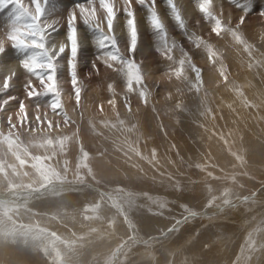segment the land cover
Returning <instances> with one entry per match:
<instances>
[{
	"label": "rangeland",
	"instance_id": "374dc122",
	"mask_svg": "<svg viewBox=\"0 0 264 264\" xmlns=\"http://www.w3.org/2000/svg\"><path fill=\"white\" fill-rule=\"evenodd\" d=\"M94 2L96 26L107 32L99 0ZM83 3L88 7V0H47V3L39 0L44 10L38 21L41 31L33 33L31 25L36 22L33 17L37 14L33 0H0V259L9 261L11 258L12 264H256L258 260L257 264H264V164H261L264 155L258 158L252 148L243 154L230 151L229 143V146L221 143L225 150L218 148L226 154L222 152L219 158L211 155L217 151L215 146V150L212 149V144L222 138L226 144L232 127L239 122L232 118L235 115L230 119L228 107L216 105L219 101L214 96L216 84L221 81L225 85L223 93L216 91L217 95L225 94L224 101L231 94L235 98L230 102L235 104L239 95L246 110L264 111V16L260 15L264 11V0H252L255 5L244 24L238 27L236 22L243 15L240 8L229 0H212L211 11L217 15L222 11L224 17L225 28L217 35L211 33V22H206L199 12V0H174L184 24H188L185 30L174 23L166 0H156V10L169 42L176 44L171 61L158 50L147 10L132 0L138 29V44L132 56L141 71L140 79L131 84L107 67L103 59H97L104 50L96 47L92 32L82 23L75 6ZM115 7L121 9L114 20L113 34L127 56L129 37L123 0H115ZM72 9L77 17L81 45L73 61L75 76L69 68L70 44L66 36L67 17ZM228 20L232 21L231 27L227 26ZM190 37L194 43L190 42ZM246 76L253 81L247 86L254 89V96L249 99L252 94L246 95ZM239 90L242 92L238 93ZM201 101L205 111L200 113L202 117L199 114L195 119L193 107L198 108ZM224 101L220 100V104L227 102ZM263 117H259L262 129ZM125 121L128 127L113 128ZM231 123L234 126H230ZM247 123L255 129L256 124ZM254 129H251L252 135ZM256 132L258 136L263 134ZM243 138L241 136L239 141L244 144ZM121 157L127 161L122 163L115 159ZM134 159L140 165L136 174L159 188L151 190L132 185L133 174L127 168ZM109 219L115 220L117 230L112 221L106 222ZM126 222L133 226L136 238L148 244L133 241ZM26 224L36 225L24 228ZM83 227L91 234L100 228L106 235L114 234V229V235L121 239L116 244L108 242L110 246L103 250V256L99 254L102 251L92 256L88 253L90 246L86 245V237L87 243L80 245L76 243V236H71ZM163 231L170 232L160 239L152 237L162 235ZM194 247L201 253L193 257L192 263L182 252H195ZM139 256L141 259L137 260Z\"/></svg>",
	"mask_w": 264,
	"mask_h": 264
},
{
	"label": "snow or ice",
	"instance_id": "6c2138e0",
	"mask_svg": "<svg viewBox=\"0 0 264 264\" xmlns=\"http://www.w3.org/2000/svg\"><path fill=\"white\" fill-rule=\"evenodd\" d=\"M234 6L240 8L243 12L236 22V26H241L244 24L248 13L252 10L253 4L252 0H244L240 3V0H229ZM33 3L37 5L36 16L33 20L36 21L31 25L33 33H40V25L38 23L39 17L43 15V9L39 6V0H33ZM47 3V0H45ZM94 0H88V7L83 4H77L75 7L79 9V14L82 19V23L87 26V28L92 32L94 37L95 45L98 49L104 50L102 56H98L97 59H103L104 64L112 68L118 75H121L126 81L131 84L140 79V66L135 62L132 54L135 52L138 44V29L137 21L135 17V11L132 7V0H123V12L126 17V29L129 37V43L127 47L128 55H124L123 49L119 46V40L113 34L114 32V20L117 16L119 9L115 7V0H99V7L103 10L107 21V32L100 30L97 24L96 8L92 7ZM136 3L143 6L147 10V20L151 25L152 30L155 32L156 43L158 45V50L168 59L173 60L174 50L176 49L175 41L169 42L168 34L165 29V25L159 17L156 10V0H136ZM166 4L170 10L171 16L175 23L181 30H185V24L183 18L181 17L179 11L176 8L174 0H166ZM212 0H199L198 10L204 16L206 22H211V33L213 35L219 34L224 30V20L223 13L219 15L211 11ZM261 16H264V11H261ZM76 14L75 11H70L67 17V41L70 44V56L69 68L73 76L76 75V64L73 62L77 58L78 50L80 44L78 42V32L76 27ZM231 27V22L229 23ZM57 32L60 31L59 28L56 29ZM43 37L41 36V39ZM190 42L194 41L190 37ZM110 49V50H108ZM66 51V47L61 52ZM183 54V52H181ZM39 59V57H37ZM51 65L49 68L51 69ZM93 68L96 69L95 63H93Z\"/></svg>",
	"mask_w": 264,
	"mask_h": 264
},
{
	"label": "bare ground",
	"instance_id": "6f19581e",
	"mask_svg": "<svg viewBox=\"0 0 264 264\" xmlns=\"http://www.w3.org/2000/svg\"><path fill=\"white\" fill-rule=\"evenodd\" d=\"M76 1V0H75ZM244 1V0H243ZM181 2V1H180ZM179 2V3H180ZM95 3V2H94ZM93 3V4H94ZM120 3V2H119ZM85 3H83V5H84ZM98 5V4H97ZM119 5H121V4H119ZM184 5V4H183ZM183 5H181V7L183 6ZM255 5V4H254ZM253 5V6H254ZM88 6V5H87ZM135 5H132V7H134ZM63 7V6H62ZM92 7H93V5H92ZM119 7V6H118ZM121 7V6H120ZM98 8V7H97ZM177 8V7H176ZM213 8V7H212ZM211 8V9H212ZM220 8V7H219ZM223 8V7H222ZM119 9H121V8H119ZM135 9H136V7H135ZM215 9V8H214ZM213 9V10H214ZM217 9V8H216ZM229 9V8H228ZM72 10H74V9H72ZM71 10V11H72ZM99 10V9H98ZM183 10V9H182ZM190 10V9H189ZM193 9H191V11H192ZM218 12V14L220 13L219 11H217ZM222 12V11H221ZM242 12V11H241ZM184 13H186V12H184ZM230 13V12H229ZM187 14H189V13H187ZM233 14V13H232ZM243 14V13H242ZM225 15V14H224ZM228 15V14H227ZM6 16H7V14H6ZM98 16V15H97ZM165 16V15H164ZM233 16V15H232ZM137 17V16H136ZM183 17V16H182ZM224 18V17H223ZM226 18V17H225ZM229 18H231V17H229ZM2 19V18H1ZM165 19H166V17H165ZM226 19H228V17L226 18ZM233 19V18H232ZM237 19V18H236ZM9 20V19H8ZM164 20V19H163ZM224 20V19H223ZM230 20V19H229ZM228 20V23L230 22ZM4 21H5V19H4ZM167 21V20H166ZM227 21V20H226ZM237 21V20H236ZM175 23V22H174ZM235 23V22H234ZM185 24H187V23H185ZM226 24H227V22H226ZM231 24H232V21H231ZM248 24V23H247ZM100 25V24H99ZM188 25V24H187ZM229 24H227V26H228ZM234 25V24H233ZM232 25V26H233ZM248 26V25H247ZM120 27V26H119ZM251 27V26H250ZM168 28H169V26H168ZM247 28V27H246ZM195 29V28H194ZM233 29V28H232ZM83 30V29H82ZM169 30H170V28H169ZM238 30V29H237ZM141 31V30H140ZM205 32V31H204ZM141 33V32H140ZM79 34V33H78ZM123 37V36H122ZM121 38V37H120ZM123 39V38H122ZM78 40H79V38H78ZM82 40V39H81ZM1 41V40H0ZM53 41V40H52ZM3 43V42H2ZM125 43V42H124ZM59 45V44H58ZM57 45V46H58ZM50 46H52V45H50ZM54 46V45H53ZM52 46V47H53ZM81 46V45H80ZM216 46V45H215ZM215 47H213V49H214ZM52 49H54V48H52ZM59 49V48H58ZM123 49V48H122ZM49 51V50H48ZM52 52V51H51ZM56 53V52H55ZM54 53V54H55ZM150 54V53H149ZM143 55V54H142ZM152 55V54H151ZM150 55V56H151ZM154 55V54H153ZM140 56V55H139ZM141 58V57H140ZM192 58V57H191ZM146 61V60H145ZM264 61V60H263ZM61 63V62H60ZM141 71V70H140ZM245 71V70H244ZM246 71H248V70H246ZM255 73V72H254ZM256 74V73H255ZM248 75V74H247ZM58 76H59V74H58ZM245 76V75H244ZM249 77L251 76V74L250 75H248ZM248 76H246V77H248ZM230 77V76H229ZM233 78L235 77V76H232ZM245 77V78H246ZM248 77V79H247V83L245 84L246 85V87L249 85L250 86V84L251 83H253V81H252V79H250ZM59 78V77H58ZM204 78V77H203ZM245 78H243V79H245ZM252 78V77H251ZM225 79V78H224ZM223 79V80H224ZM242 79V78H241ZM49 80V79H48ZM226 80L227 81H229L228 80V78H226ZM232 80H235V79H232ZM231 80V81H232ZM236 80H237V78H236ZM47 81V80H46ZM46 81L44 82L45 84H46ZM60 81V80H59ZM201 81V80H200ZM62 82V81H61ZM215 81H213V83H214ZM216 82H217V80H216ZM215 82V83H216ZM234 82V81H233ZM251 82V83H250ZM261 83V82H260ZM239 84V83H238ZM238 84L236 85L237 87H238ZM213 85V84H212ZM211 85V86H212ZM245 85H243L244 87H245ZM216 87H217V89H216V91L218 92V90H220L222 93H223V91L222 90H225V85H224V83L223 82H219V84H216L215 85ZM236 86H234L235 87V90H236ZM240 86V85H239ZM242 86V87H243ZM248 86V87H249ZM213 87V86H212ZM229 87V86H228ZM231 87V86H230ZM247 87V90H246V95H250V94H252L254 91V89H252V88H248ZM256 87V86H255ZM259 87H261V86H259ZM232 88H233V86H232ZM262 88V87H261ZM237 89H239V88H237ZM246 89V88H245ZM259 89V88H258ZM243 90V89H242ZM216 91L214 92V96H217V99L219 100V101H217L216 102V105H219V107H221V108H227L228 107V109L230 110L229 112H230V119H232V118H237L236 119V121L238 120L239 122L237 123V124H235L236 126L235 127H232V133L231 134H229L230 136H228V140H226L227 141V143L225 144V141H224V139L222 138L221 140L219 139V141H216V143L217 144H215L214 142V144H212L213 146V150H215V149H217V151H213L212 153H211V155L213 154L214 156H218V158L221 156V154H222V152L225 150V148H223L225 145L227 146L228 145V143H229V145H230V148H229V150L231 151V150H233V152H236V151H238V152H240L241 154H243L244 153V151L245 150H248L249 148H252V149H254V155H257V157L258 158H260V156H263L264 155V129H262L261 128V124H260V116H263L264 115V111L262 112V111H248V110H246V107H245V105L244 104H242V102H241V99H243V98H241L239 95H238V97H239V99L238 98H236V99H238V100H235L234 101V103L235 104H233V103H231L232 102V100H233V98H235V97H233L231 94H229V98L228 99H226L225 101H227V102H225L224 101V97L226 98V96H225V94H223V96L221 95V94H219L218 93V95L216 94ZM241 90H239L238 91V93L240 92ZM259 91V90H258ZM264 91V90H263ZM233 92H234V90H233ZM233 92H232V94H233ZM242 92V91H241ZM256 92V91H255ZM228 93V92H227ZM231 93V92H230ZM258 93V92H257ZM261 94V93H260ZM260 94H257V95H259L258 97H260ZM57 95V94H56ZM55 95V96H56ZM227 95V94H226ZM244 96V95H243ZM253 96H254V94H252V96L250 95V97H248V96H246V97H248V99L249 98H253ZM237 97V96H236ZM257 97V98H258ZM191 98V97H190ZM195 98V97H194ZM215 98V97H214ZM241 98V99H240ZM260 98H262V96L260 97ZM263 98H264V96H263ZM220 100H223L225 103H221L220 104ZM245 100V99H244ZM256 100H258V99H256ZM190 101V100H189ZM231 101V102H230ZM60 102V101H59ZM205 102V101H204ZM244 102V101H243ZM247 102H249V100H247ZM65 103H66V101H65ZM206 103V102H205ZM250 103V102H249ZM252 103V102H251ZM262 103H264V102H262ZM261 103V104H262ZM163 104V103H162ZM162 104H160V105H162ZM185 104H186V102H185ZM258 104V103H257ZM256 104V105H257ZM141 105H142V103H141ZM155 105V104H154ZM167 105V104H166ZM215 105V106H216ZM250 105V104H249ZM248 105V106H249ZM259 105V104H258ZM264 105V104H263ZM59 106H61V105H59ZM169 105H167V107H168ZM198 108L196 107H193L194 108V112H196V113H194L193 115H195V119H197L196 118V116H199V114L200 113H204V111H203V109H205L204 108V106L205 105H203L202 104V101L200 102V103H198ZM252 106H253V103H252ZM261 106V105H260ZM56 107V106H55ZM65 107V106H64ZM166 107V108H167ZM207 107V106H206ZM211 107V106H210ZM218 107V106H217ZM216 107V108H217ZM263 107V106H262ZM179 108V107H178ZM192 108V109H193ZM256 108V107H255ZM55 109V108H54ZM117 109V108H116ZM207 109V108H206ZM213 109V108H212ZM219 109V108H218ZM250 109V108H249ZM258 109V108H257ZM68 110V109H67ZM263 110V109H262ZM63 111V110H62ZM69 111V110H68ZM86 111V110H85ZM158 111H160V110H158ZM193 111V110H192ZM198 111V112H197ZM216 111V110H215ZM66 112V111H65ZM84 112V111H83ZM116 113H117V111H115ZM166 112V111H165ZM141 113V112H140ZM208 113H209V110H208ZM211 113V112H210ZM215 113V112H214ZM233 113V114H232ZM56 114V113H55ZM188 114V113H187ZM219 114V113H218ZM228 115H229V113H227ZM40 115V114H39ZM53 115V114H52ZM60 115V114H59ZM71 115H72V113H71ZM201 115V114H200ZM235 115V116H234ZM135 116V115H134ZM203 116H204V114H203ZM215 116H216V114H215ZM215 116H214V118H215ZM232 116H234V117H232ZM46 117V116H45ZM63 117H65V116H63ZM117 117V116H116ZM182 117V116H181ZM190 117V116H189ZM201 117H202V115H201ZM210 117V116H209ZM232 117V118H231ZM85 118V117H84ZM149 118V117H148ZM213 118V119H214ZM227 118V117H226ZM45 119V118H44ZM183 119V118H182ZM185 119V118H184ZM229 119V120H230ZM55 120V119H54ZM125 120H127V119H125ZM215 120V119H214ZM220 120H222V119H220ZM229 120H227V123L229 122ZM235 120V119H234ZM263 120H264V117H263ZM28 121V120H27ZM58 121V120H57ZM133 121H135V120H133ZM178 121V120H177ZM184 121H186V120H184ZM213 121V120H212ZM231 121V120H230ZM251 122L253 125H255L256 124V127H257V125H258V127H260V129H258V127L256 128L255 127V129L254 128H251V126H249L248 125V123L247 122ZM256 121H257V123H256ZM259 121V122H258ZM68 122H69V120H68ZM88 122V121H87ZM116 122H117V119H116ZM214 123H216L215 121H213ZM13 123V122H12ZM16 123V122H15ZM57 123V122H56ZM66 123V122H65ZM112 123V122H111ZM127 123H128V121H127ZM174 123V122H173ZM241 123H243V126H242V124ZM119 124H121V123H119ZM133 124H134V122H133ZM138 124V123H137ZM180 125H181V123H179ZM178 124V125H179ZM212 124V123H211ZM222 124H224V123H222ZM232 124V123H231ZM13 125V124H12ZM41 125V124H40ZM44 125V124H43ZM65 126H66V124H64ZM123 125H124V127H128V125L129 124H126V121H125V123L124 124H121V125H117V126H115V127H113V128H115L116 130H122V127H123ZM135 125V124H134ZM144 125L145 126H147V124H146V122L144 123ZM220 125V124H219ZM228 125H229V123H228ZM227 125V126H228ZM241 125V126H240ZM13 126H15V125H13ZM12 126V127H13ZM33 126V125H32ZM31 126V127H32ZM42 126V125H41ZM45 126H47V125H45ZM55 126V125H54ZM92 126V125H91ZM98 126V125H97ZM194 126H195V124H194ZM230 126H234L233 124L232 125H230ZM1 127V126H0ZM10 127V126H9ZM58 127V126H57ZM88 127H90V126H88ZM130 127V126H129ZM134 127V126H133ZM159 127V126H158ZM183 127V126H182ZM197 127V126H196ZM196 127H194V128H196ZM210 127H212V126H210ZM217 127V126H216ZM229 127V126H228ZM227 127V128H228ZM248 127V128H247ZM263 127V126H262ZM94 128H96V127H94ZM105 128V127H104ZM132 128V127H131ZM131 128H129V129H131ZM143 128V127H142ZM173 128H174V126H173ZM225 128V126L223 127V129ZM226 128V129H227ZM247 128V129H246ZM12 129H14V128H11V130ZM97 129V128H96ZM111 129V128H110ZM127 129V128H126ZM133 129V128H132ZM138 129V128H137ZM171 129V128H170ZM199 129V128H198ZM225 129V130H226ZM230 130H231V128H229ZM251 129H254V130H256V131H260V132H263V134H261V135H259L258 136V132H254L255 134H253L252 135V133H251ZM33 130V129H32ZM35 130V129H34ZM98 130V129H97ZM141 130H143V129H141ZM140 130V131H141ZM173 130V129H172ZM211 130V129H210ZM219 130V129H218ZM38 131V130H37ZM40 131V130H39ZM85 131V130H84ZM88 131V130H87ZM99 131V130H98ZM111 131V130H110ZM113 131V130H112ZM135 131V130H134ZM178 131H181L180 129L178 130ZM195 131V130H194ZM200 131V130H199ZM221 131V130H220ZM7 132V131H6ZM9 132V131H8ZM61 132V131H60ZM92 132V131H91ZM115 132V131H114ZM117 132V131H116ZM115 132V133H116ZM129 132V131H128ZM198 132V131H197ZM203 132V131H202ZM206 132V131H205ZM259 132V133H260ZM66 133V132H65ZM99 133V132H98ZM146 133V132H145ZM222 134H224L223 132H221ZM96 134V133H95ZM200 134V133H199ZM203 134V133H202ZM211 134V133H210ZM213 134V133H212ZM211 134V135H212ZM147 135V134H146ZM150 135V134H149ZM152 135V134H151ZM173 135H176V134H173ZM198 135V134H197ZM225 135V134H224ZM227 135V134H226ZM225 135V136H226ZM263 135V136H262ZM64 136V135H63ZM101 136V135H100ZM120 136H121V134H120ZM142 136V135H141ZM148 136V135H147ZM153 136V135H152ZM201 136V135H200ZM203 136V135H202ZM216 136H217V134H216ZM219 136H220V133H219ZM242 136V138H243V136L245 137V138H243V139H245L244 141H245V143L243 144V142L242 143H240V141L239 140H241L240 139V137ZM66 137V136H65ZM84 137V136H83ZM176 137V136H175ZM179 137V136H178ZM186 137V136H185ZM62 138V137H61ZM127 138H130V137H127ZM205 138V137H204ZM207 138V137H206ZM213 138H214V136H213ZM217 138V137H216ZM220 138V137H219ZM226 138V137H225ZM124 139H126V137L124 138ZM190 139V138H189ZM202 139H203V137H202ZM93 140V139H92ZM97 140V139H96ZM130 140V139H129ZM204 140V139H203ZM208 140V139H207ZM123 141V140H122ZM122 141H119V142H122ZM150 141H152V138H151V140ZM188 141V140H187ZM194 142H195V140H193ZM196 141H198V140H196ZM202 141V140H201ZM201 141H199V142H201ZM87 142V141H86ZM91 142V141H90ZM89 142V143H90ZM93 142H95V140L93 141ZM97 142V141H96ZM126 142V141H125ZM136 142V141H135ZM208 142V141H207ZM196 143V142H195ZM194 143V144H195ZM204 143V142H203ZM212 143V142H211ZM221 143L224 145V146H222L221 145ZM136 144V143H135ZM181 144V143H180ZM205 144V143H204ZM208 144H210V143H208ZM88 145V144H87ZM98 145V144H97ZM228 145V146H229ZM93 146H94V144H93ZM99 146V145H98ZM132 146V145H131ZM130 146V147H131ZM140 146V145H139ZM145 146V145H144ZM184 146H186V145H184ZM199 146V145H198ZM203 146H205V145H203ZM210 146V145H209ZM214 146H215V149H214ZM95 147V146H94ZM150 147V146H149ZM188 147H190V146H188ZM217 147V148H216ZM221 148L222 147V149H224L223 151H221V150H218V148ZM126 148V147H125ZM210 148V149H211ZM219 148V149H220ZM228 148V147H227ZM226 148V149H227ZM100 149V148H99ZM99 149H98V151H99ZM210 149H208V151H210ZM250 150V149H249ZM129 151H131V150H129ZM138 151V150H137ZM203 151V150H202ZM206 151H207V149H206ZM52 152V151H51ZM110 152V151H109ZM152 152V151H151ZM157 152V151H156ZM193 154H194V152H192ZM204 153H205V151H204ZM230 153V152H229ZM20 154V153H19ZM36 154V153H35ZM96 154V153H95ZM137 154V153H136ZM153 154V153H152ZM187 154V153H186ZM201 154H202V152H201ZM223 154H226V153H224L223 152ZM222 154V155H223ZM18 155V154H17ZM100 155V154H99ZM126 155V154H125ZM142 155V154H141ZM147 155V154H146ZM145 155V156H146ZM196 155V154H195ZM229 155V154H228ZM246 155H249V154H246ZM252 155V154H251ZM24 156V155H23ZM186 156V155H185ZM214 156H213V158H214ZM235 156V155H234ZM26 157V156H25ZM124 157V156H123ZM123 157H121V158H115V159H118L119 161H121L122 163L123 162H125V161H127L125 158H123ZM139 157H140V155H139ZM232 157V156H231ZM231 157H230V155H229V157L228 158H230L231 159ZM239 157V156H238ZM247 157V156H246ZM6 158H8L7 156H6ZM144 158V157H143ZM171 158V157H170ZM209 158V157H208ZM235 158V157H234ZM240 158V157H239ZM31 159H33V158H31ZM36 159V158H35ZM64 159H65V157H64ZM109 159V158H108ZM178 159V158H177ZM191 159H192V157H191ZM203 159V158H202ZM207 159V158H206ZM215 159H217V158H215ZM214 159V160H215ZM229 159V160H230ZM237 159V158H236ZM236 159H235V162L237 163V162H239L238 160L236 161ZM249 159V158H248ZM110 160V159H109ZM163 160V159H162ZM186 160V159H185ZM194 160V159H193ZM205 160V159H204ZM203 160V161H204ZM233 160V159H232ZM253 160H254V158H253ZM12 161V160H11ZM67 161V160H66ZM108 161V160H107ZM164 161V160H163ZM166 161V160H165ZM171 161V160H170ZM210 161V160H209ZM208 161V162H209ZM243 161H245V160H243ZM257 161V160H256ZM259 161V160H258ZM6 162V161H5ZM36 162V161H35ZM61 162V161H60ZM132 162V163H131ZM168 162H169V160H168ZM212 162V161H211ZM226 162H227V160H226ZM26 163V162H25ZM24 163V164H25ZM109 163V162H108ZM167 163V162H166ZM189 163V162H188ZM205 163H207L206 161H205ZM234 163V162H233ZM240 163V162H239ZM254 163V162H253ZM256 164H257V162H255ZM259 163H260V161H259ZM62 164V163H61ZM60 164V165H61ZM119 164V163H118ZM202 164V163H201ZM204 164V163H203ZM246 164V163H245ZM261 164L263 165L264 164V161H262L261 162ZM4 165H6V164H4ZM29 165V164H28ZM225 165H227V164H225ZM259 165V164H258ZM65 166V165H64ZM164 166H166V165H164ZM171 166V165H170ZM169 166V167H170ZM224 166V165H223ZM241 166H243V165H241ZM257 166V165H256ZM60 167V166H59ZM58 167V168H59ZM130 168H127V169H129V171H131L132 173L131 174H133L132 175V185L134 186V187H148L149 189H151V190H153L154 188H159V187H157V185H150L146 180H145V178H143V176L141 175V174H136V172H139V167H140V165L137 163V160L136 159H134L133 161H130V166H129ZM227 167V166H226ZM225 167V168H226ZM237 167H238V165H237ZM246 167V166H245ZM251 167V166H250ZM4 168V167H3ZM9 168V167H8ZM30 168V167H29ZM65 168H66V166H65ZM167 168V167H166ZM171 168V167H170ZM177 168V167H176ZM230 168H231V166H230ZM239 168V167H238ZM26 169H27V166H26ZM244 169H246V168H244ZM251 169V168H250ZM253 170L254 169H256V168H252ZM251 169V170H252ZM264 169V168H263ZM203 170V169H202ZM260 170V169H259ZM13 171V170H12ZM16 171H17V169H16ZM94 171V170H93ZM191 171L192 170H190V173H191ZM209 171V170H208ZM225 171V170H224ZM241 171V170H240ZM262 171V170H261ZM10 173H11V171H9ZM18 172V171H17ZM17 172H15V173H17ZM25 172H26V170H25ZM142 172V171H141ZM210 172V171H209ZM215 171H213V173H214ZM222 172V171H221ZM243 172V171H242ZM14 173V172H13ZM29 173V172H28ZM200 173V172H199ZM220 173V172H219ZM237 173V172H236ZM246 174H247V172H245ZM252 173V172H251ZM1 174V173H0ZM93 174V173H92ZM143 174V173H142ZM201 174V173H200ZM215 174V173H214ZM221 174H223V176H224V172L223 173H221ZM234 174V173H233ZM21 175H22V173H21ZM26 175V174H25ZM136 175H138V176H136ZM199 175V174H198ZM229 175V174H228ZM248 175V174H247ZM257 175V174H256ZM24 176V175H23ZM133 176H134V179H133ZM187 176V175H186ZM192 176V175H191ZM250 176V175H249ZM142 177V178H141ZM196 177H198V176H196ZM216 177V176H215ZM232 177V176H231ZM234 177H236V176H234ZM141 178V179H140ZM210 178V177H209ZM214 178V177H213ZM218 178V177H217ZM227 178H228V176H227ZM230 178V177H229ZM69 179V178H68ZM67 179V180H68ZM197 179H199V178H197ZM204 179V178H203ZM226 178L224 177V180H225ZM236 179H238V178H236ZM261 179H263V178H261ZM66 180V181H67ZM94 180H95V178H94ZM184 180V179H183ZM208 180V179H207ZM216 180V179H215ZM221 180H223V179H221ZM228 180V179H227ZM230 180V179H229ZM56 181V180H55ZM131 181V180H130ZM180 181V180H179ZM189 181V180H188ZM188 181H186V182H188ZM199 181V180H198ZM202 181V180H201ZM212 181V180H211ZM34 182V181H33ZM72 182V181H71ZM80 182V181H79ZM181 182V181H180ZM184 182V181H183ZM182 182V183H183ZM185 182V183H186ZM225 182H228V181H226L225 180ZM230 182V181H229ZM249 182V181H248ZM7 183L9 184V182L7 181ZM24 183V182H23ZM57 183V182H56ZM55 183V184H56ZM73 183V182H72ZM81 183V182H80ZM90 183V182H89ZM212 183V182H211ZM216 183H218L217 181H216ZM15 184V183H14ZM13 184V185H14ZM25 184V183H24ZM74 184V183H73ZM84 184V183H83ZM93 184V183H92ZM228 184V186H229V183H227ZM235 183H233L232 185H234ZM11 185V184H10ZM26 185V184H25ZM57 185V184H56ZM71 185V184H70ZM81 185V184H80ZM209 185V184H208ZM239 185V184H238ZM243 185V184H242ZM241 185V186H242ZM250 185V184H249ZM12 186V185H11ZM10 186V187H11ZM75 186V185H74ZM93 186H95V185H93ZM210 186V185H209ZM225 186V185H224ZM14 187V186H13ZM50 187V186H49ZM61 187V186H60ZM80 187H82V186H80ZM217 187V186H216ZM219 187V186H218ZM232 187V186H231ZM235 187V186H234ZM240 187V186H239ZM41 188V187H40ZM40 188H38V189H40ZM48 188V187H47ZM46 188V189H47ZM68 188V187H67ZM67 188H65V189H67ZM86 188V187H85ZM101 188V187H100ZM111 188V187H110ZM230 188V187H229ZM44 189V188H43ZM64 189V188H63ZM78 189V188H77ZM88 189V188H87ZM86 189V190H87ZM91 189V188H90ZM89 189V190H90ZM114 189V188H113ZM115 189H118L117 187L115 188ZM189 189V188H188ZM240 189V188H239ZM22 190V189H21ZM25 190V189H24ZM28 190V189H27ZM33 190V189H32ZM53 190V189H52ZM59 190V189H58ZM57 190V191H58ZM68 190V189H67ZM69 190H71V189H69ZM68 190V191H69ZM74 190H76L75 188H74ZM96 190V189H95ZM190 190V189H189ZM242 190V189H241ZM255 190V189H254ZM262 190V189H261ZM9 191V190H8ZM26 191V190H25ZM45 191V190H44ZM54 191H56V189H54ZM105 191V190H104ZM231 191V190H230ZM229 191V192H230ZM19 192V191H18ZM40 192V191H39ZM84 192H86V191H84ZM87 192H89V191H87ZM87 192L85 193V194H87ZM178 192V191H177ZM190 192V191H189ZM259 192H261V191H259ZM11 193H12V191H11ZM10 193V194H11ZM36 193V192H35ZM65 193V192H64ZM186 193V192H185ZM184 193V194H185ZM25 194V193H24ZM51 194V193H50ZM83 194V193H82ZM197 194V193H196ZM252 194V193H251ZM9 195V194H8ZM183 196V195H182ZM245 196H247L246 194H245ZM7 197V196H6ZM19 197V196H18ZM17 197V198H18ZM80 197H81V194H80ZM79 197V198H80ZM83 197V196H82ZM185 197V196H184ZM248 197V196H247ZM46 198V197H45ZM78 198V199H79ZM88 198V197H87ZM86 198V199H87ZM3 199H4V197H3ZM21 199H24V198H21ZM20 199V200H21ZM40 199H42V198H40ZM69 199V198H68ZM75 199V198H74ZM184 199H186V198H184ZM187 199H188V197H187ZM255 199H256V197H255ZM9 200V199H8ZM72 200H73V198H72ZM90 200V199H89ZM19 201V200H18ZM77 201V200H76ZM75 201V202H76ZM23 202V201H22ZM32 202V201H31ZM74 202V201H73ZM81 202V201H80ZM83 202V201H82ZM88 202V201H87ZM86 202V203H87ZM91 202V201H90ZM258 202V201H257ZM3 203V202H2ZM10 203V202H9ZM8 203V204H9ZM12 203V202H11ZM113 203V202H112ZM234 203V202H233ZM20 204V203H19ZM44 204V203H43ZM74 204V203H73ZM73 204H72V206H73ZM77 204V203H76ZM110 204V203H109ZM4 205V204H3ZM88 205V204H87ZM112 205V204H111ZM31 206V205H30ZM33 206V205H32ZM71 206V207H72ZM75 206V205H74ZM19 207V206H18ZM6 208V207H5ZM70 208V207H69ZM7 209V208H6ZM15 209V208H14ZM33 209V208H32ZM71 209V208H70ZM11 210V209H10ZM118 210V209H117ZM32 211V210H31ZM1 212V211H0ZM9 212V211H8ZM13 212V211H12ZM116 212H118V211H116ZM212 212V211H211ZM209 213V212H208ZM15 214V213H14ZM105 215H107L108 213H104ZM127 214V213H126ZM203 215H204V213H202ZM206 214V213H205ZM139 215V214H138ZM194 215V214H193ZM201 215V214H200ZM199 215V216H200ZM13 216V215H12ZM129 216V215H128ZM128 216H127V218H128ZM198 216V217H199ZM75 217V216H74ZM73 217V218H74ZM138 217V216H137ZM204 217V216H203ZM13 218V217H12ZM133 218H134V216H133ZM140 218V217H139ZM14 219H15V217H14ZM220 219H223V217H220ZM228 219V218H227ZM67 220V219H66ZM108 221H112V225H114V227H115V229L117 230V227H116V225H117V223L115 222V220H113V219H109V220H107L106 222H108ZM128 221V220H127ZM132 221H133V219H132ZM226 221H228V220H226ZM111 223V222H110ZM148 223V222H147ZM146 223V225H148ZM216 223V222H215ZM224 223H226V222H224ZM228 223V222H227ZM125 224H127V226H128V228H129V230H130V236L129 237H131V239H133V241H135L136 243H138V244H140L141 242H142V245L143 244H148L147 242L145 243V241L143 242V241H141L140 239L138 240V238H136V236H135V234L133 233V226L131 225V224H129L128 222H126ZM150 224V223H149ZM181 224V223H180ZM36 225V224H35ZM35 225H30V224H26L25 226H23L24 228L25 227H29V226H35ZM225 225V224H224ZM176 226V225H175ZM179 226V225H178ZM177 226V227H178ZM37 227V226H36ZM85 227V226H84ZM84 227L83 228H81V229H78L76 232H74V233H72V235L71 236H73V235H75L76 236V243H78V244H80V245H85L87 242H85V237H86V240H88V244H86V245H88V246H90V249L88 250V253L90 254L91 253V255L93 256L94 254H97V253H99L100 251H102V252H100L99 254H101L102 253V256H103V254H104V252H103V250L106 248V246H110V244H116L118 241H119V239H121V238H119L118 239V236L117 235H114V234H116L115 232H116V230H114V229H112V233H114V234H112V235H110V234H108V235H106L100 228L98 229V231L96 230V232H92V234L90 233V231H84L83 229H84ZM88 227H91V226H88ZM174 227V226H173ZM172 227V228H173ZM203 227V226H202ZM226 227V226H225ZM252 227V226H251ZM105 228V227H104ZM147 228V227H146ZM171 228V229H172ZM199 228H201V227H199ZM217 228H218V226H217ZM222 228V227H221ZM229 228V227H228ZM248 228V227H247ZM107 229V228H106ZM195 229V228H194ZM211 229V231H212V233H213V230H212V227L210 228ZM223 229H225V228H223ZM45 230V229H44ZM199 230V229H198ZM200 230H202V229H200ZM218 230H220V229H218ZM226 230V229H225ZM224 230V231H225ZM230 230V229H229ZM106 231V230H105ZM115 231V232H114ZM208 231V229L205 231V233ZM210 231V232H211ZM107 232V231H106ZM122 232V231H121ZM164 232V231H163ZM170 231H166V232H164L162 235H160V236H152V237H154V238H156V239H160L159 237H165V236H167L168 235V233H169ZM209 232V233H210ZM90 233V235H92V236H88V234ZM109 233V232H108ZM118 234H119V232H117ZM204 233V234H205ZM193 234V233H192ZM192 234H188V237L190 238V237H192ZM211 234V233H210ZM120 236V235H119ZM194 236H195V234H194ZM68 237H69V235H68ZM197 237H198V235H197ZM123 238H124V236H123ZM188 238V239H189ZM196 238V237H195ZM74 239V238H73ZM73 239H72V241H73ZM106 239H109L108 241L106 240ZM111 239V240H110ZM131 239L129 238V240L127 239V241H129V243L130 242H132L131 241ZM153 239V238H152ZM161 239H163V238H161ZM197 239H199V238H197ZM150 240V239H149ZM193 240H194V238H193ZM111 241V242H110ZM190 241V240H189ZM108 242H110V244L108 243ZM193 242V241H192ZM123 245V244H122ZM141 245V246H142ZM1 246V245H0ZM16 248V247H15ZM148 248V247H147ZM198 247H196V249H197ZM194 249H195V247H194ZM195 249V250H196ZM207 249V248H206ZM3 250H4V248H3ZM144 250V249H143ZM149 250V249H148ZM153 250V249H152ZM1 251V250H0ZM140 251H142V250H140ZM236 251H238V250H236ZM3 252V251H2ZM87 252V251H86ZM167 252H169V251H167ZM178 252H179V250H178ZM182 252V251H181ZM189 252V251H188ZM187 252V250H184V252H182V254H184V255H188V259H187V261H189V262H192V263H194V261H195V258H193V257H195V256H198L200 253H201V251H200V249H198V250H196L195 252H191V253H188ZM263 252V251H262ZM78 253V252H77ZM140 253V252H139ZM6 254V253H5ZM79 254V253H78ZM168 254V253H167ZM177 254V253H176ZM176 254H175V256H176ZM262 254V253H261ZM140 255V254H139ZM170 255V254H169ZM178 255H179V253H178ZM177 255V256H178ZM18 256V255H17ZM17 256H14L15 258L17 257ZM67 256H69V255H67ZM96 256V255H95ZM101 256V255H100ZM99 256V257H100ZM142 256V255H141ZM141 256H139L138 258H137V260H140L141 259ZM260 256V255H259ZM2 257V256H1ZM66 256H64V258H65ZM172 257V256H171ZM264 257V256H263ZM10 258V257H9ZM18 258H19V256H18ZM132 258V257H131ZM259 258H262V256H260ZM4 259H5V257H4ZM132 259H134V257L132 258ZM154 259V258H153ZM179 259H181V257L179 258ZM0 260H2V259H0ZM10 260H12L11 258L9 259V261H6V260H2L4 263L3 264H5V263H10ZM260 260H258V261H255L256 262V264H257V262H259ZM154 262H155V260H154ZM173 263H174V261H172ZM8 263V264H9ZM14 263V262H13ZM134 263V262H133ZM144 263V262H143ZM162 263H164L165 264V262H162ZM1 264V263H0ZM10 264H12V263H10ZM17 264H20V263H17ZM135 264V263H134ZM169 264V263H168ZM178 264H180L179 262H178ZM185 264V263H184Z\"/></svg>",
	"mask_w": 264,
	"mask_h": 264
}]
</instances>
